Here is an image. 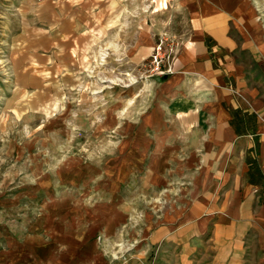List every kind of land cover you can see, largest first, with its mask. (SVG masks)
I'll use <instances>...</instances> for the list:
<instances>
[{"label":"crops","instance_id":"0c3cea01","mask_svg":"<svg viewBox=\"0 0 264 264\" xmlns=\"http://www.w3.org/2000/svg\"><path fill=\"white\" fill-rule=\"evenodd\" d=\"M34 7L60 49L91 47L124 75L143 74L163 32L177 41L172 71L137 82L149 110L128 115L161 137L156 162L166 169L163 218L139 244L148 264H264V0Z\"/></svg>","mask_w":264,"mask_h":264},{"label":"rangeland","instance_id":"374dc122","mask_svg":"<svg viewBox=\"0 0 264 264\" xmlns=\"http://www.w3.org/2000/svg\"><path fill=\"white\" fill-rule=\"evenodd\" d=\"M37 2L0 0V264H148L166 169L132 117L153 76L60 49Z\"/></svg>","mask_w":264,"mask_h":264},{"label":"built area","instance_id":"2783aa9c","mask_svg":"<svg viewBox=\"0 0 264 264\" xmlns=\"http://www.w3.org/2000/svg\"><path fill=\"white\" fill-rule=\"evenodd\" d=\"M177 49V41L169 32H163L154 46L149 61L145 65L149 76L163 75L172 71V62Z\"/></svg>","mask_w":264,"mask_h":264}]
</instances>
